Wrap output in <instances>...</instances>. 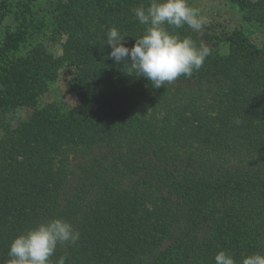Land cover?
Returning a JSON list of instances; mask_svg holds the SVG:
<instances>
[{
    "label": "trees",
    "instance_id": "16d2710c",
    "mask_svg": "<svg viewBox=\"0 0 264 264\" xmlns=\"http://www.w3.org/2000/svg\"><path fill=\"white\" fill-rule=\"evenodd\" d=\"M232 1L264 17V0ZM141 5L149 0H70L57 16L62 55L34 50L0 70V264L16 236L55 218L80 240L58 245L53 264H215L221 250L240 264L264 254V50L237 33L220 54L205 25L169 27L209 43L211 55L156 89L108 58L110 27L129 48L144 34L132 11ZM63 64L75 68L79 104L47 105L12 127L10 109L36 107L46 70ZM116 220L122 231L108 234Z\"/></svg>",
    "mask_w": 264,
    "mask_h": 264
},
{
    "label": "clouds",
    "instance_id": "9594fccd",
    "mask_svg": "<svg viewBox=\"0 0 264 264\" xmlns=\"http://www.w3.org/2000/svg\"><path fill=\"white\" fill-rule=\"evenodd\" d=\"M132 11L137 21L146 26L144 34L129 48L125 46L127 35L115 26L110 27L106 42L111 48L108 58L130 66L154 88L164 87L181 76L190 78L211 55L209 46L198 45L191 36L181 37L178 32L169 31V27L185 26L196 32L203 30L204 20L188 0H149L146 8L141 5ZM236 123L240 121L237 119ZM79 240L80 233L71 222L62 218L45 220L12 240L6 264H53L51 257L58 245H75ZM214 261L237 264L234 256L223 250L217 252ZM56 264H65V258L61 257ZM240 264H264V254L256 252L243 257Z\"/></svg>",
    "mask_w": 264,
    "mask_h": 264
},
{
    "label": "rangeland",
    "instance_id": "374dc122",
    "mask_svg": "<svg viewBox=\"0 0 264 264\" xmlns=\"http://www.w3.org/2000/svg\"><path fill=\"white\" fill-rule=\"evenodd\" d=\"M70 0H0V70L6 65L18 66L17 62L30 57L32 51L41 55L59 58L62 55V44L67 36L59 27L58 14L62 5ZM257 0H251L256 2ZM191 7L199 11L204 20L207 33L214 38L220 54H227L231 48V37L240 33L256 48L264 50V17L248 14L232 0H188ZM30 21V25H29ZM36 25V26H35ZM36 28H35V27ZM9 35L17 37L15 49H5ZM209 46V43H205ZM32 62L31 59H29ZM44 74V91L36 107L19 106L10 109L7 119L12 127L28 122L37 109L47 105H57L61 110L79 104L77 95L71 88L75 74L74 66L63 64L51 67ZM108 229L122 231L124 223L120 220Z\"/></svg>",
    "mask_w": 264,
    "mask_h": 264
}]
</instances>
